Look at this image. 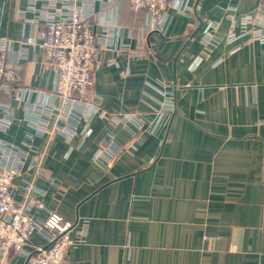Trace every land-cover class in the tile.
Masks as SVG:
<instances>
[{
    "label": "crops",
    "instance_id": "0c3cea01",
    "mask_svg": "<svg viewBox=\"0 0 264 264\" xmlns=\"http://www.w3.org/2000/svg\"><path fill=\"white\" fill-rule=\"evenodd\" d=\"M263 3L192 0V12L171 10L169 26L153 31L121 0L108 19L118 15L123 38L91 91L98 111L66 121L72 131L37 136L23 98L1 96L14 119L0 139L39 152L15 181L16 201L39 221L55 212L78 224L65 264H264V44L242 37L206 51L204 42L208 24L214 36L240 34L228 16L237 25ZM55 4L0 0V38L15 41L10 58L32 90L51 91L57 75L22 38L41 41V16ZM24 261L11 254L6 264Z\"/></svg>",
    "mask_w": 264,
    "mask_h": 264
},
{
    "label": "built area",
    "instance_id": "2783aa9c",
    "mask_svg": "<svg viewBox=\"0 0 264 264\" xmlns=\"http://www.w3.org/2000/svg\"><path fill=\"white\" fill-rule=\"evenodd\" d=\"M54 1L61 5L48 6L52 12L45 11L41 16L44 24L41 41L37 42L33 36L22 38L24 46H34L44 53L45 64L56 73L57 80L51 91L32 90L22 84L21 64L19 60L10 58L15 41L0 38V112L5 113L0 119V133L6 131L14 119L9 106L1 101V96L23 98L24 109L37 136L72 131L65 128L66 121H76L98 111L99 103L92 99L91 91L96 72L103 65L104 54L118 50V40L123 38L124 30L117 21L118 15L113 21L108 19L111 10L118 12L121 0ZM191 2L129 0V5L135 13L145 12L150 20V29L156 31L164 24L165 28L169 26L171 10L183 14L192 12ZM98 3L102 4L99 11L95 8ZM106 4L112 7L108 9ZM228 19L234 27L240 26V34L230 33L225 38L214 36L212 31L216 26L208 24L204 37L206 51L221 42L236 43L242 37L264 44V3L253 14L243 15L237 25L233 16H228ZM127 50L123 47L120 52ZM33 94L38 97L37 104L30 103ZM57 102L59 106H56ZM53 116L64 124H55L53 129L48 127V121ZM138 124L141 123L138 121ZM29 154L39 152L32 146L24 150L0 139V264H6L11 254H23L24 264H65L66 252L77 246L71 234L78 224L55 212H50L44 221H39L29 215V207L16 201L19 188L15 181L25 174ZM114 157V154L109 155L108 159L113 160ZM98 158L104 157L100 155ZM25 189L29 191L31 187ZM37 206L42 207L39 203ZM36 234L46 240L45 245L31 246Z\"/></svg>",
    "mask_w": 264,
    "mask_h": 264
}]
</instances>
